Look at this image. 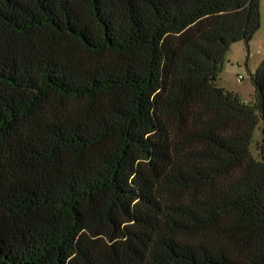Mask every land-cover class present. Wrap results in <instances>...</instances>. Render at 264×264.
Instances as JSON below:
<instances>
[{"label": "trees", "instance_id": "1", "mask_svg": "<svg viewBox=\"0 0 264 264\" xmlns=\"http://www.w3.org/2000/svg\"><path fill=\"white\" fill-rule=\"evenodd\" d=\"M260 0H0V264H264Z\"/></svg>", "mask_w": 264, "mask_h": 264}, {"label": "rangeland", "instance_id": "2", "mask_svg": "<svg viewBox=\"0 0 264 264\" xmlns=\"http://www.w3.org/2000/svg\"><path fill=\"white\" fill-rule=\"evenodd\" d=\"M261 24L251 40L238 41L231 45L219 76V85L238 93L245 102H252L254 85L252 74L264 60V0L259 2ZM242 79L239 80V77ZM264 141V117L253 134L250 150L256 159H261L259 144Z\"/></svg>", "mask_w": 264, "mask_h": 264}, {"label": "built area", "instance_id": "3", "mask_svg": "<svg viewBox=\"0 0 264 264\" xmlns=\"http://www.w3.org/2000/svg\"><path fill=\"white\" fill-rule=\"evenodd\" d=\"M241 79H242V76L239 77V80H241Z\"/></svg>", "mask_w": 264, "mask_h": 264}]
</instances>
